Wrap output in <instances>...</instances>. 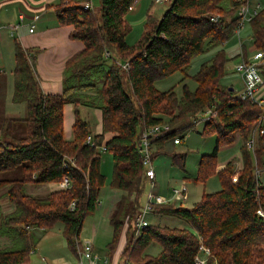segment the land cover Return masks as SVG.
Masks as SVG:
<instances>
[{
  "label": "trees",
  "instance_id": "1",
  "mask_svg": "<svg viewBox=\"0 0 264 264\" xmlns=\"http://www.w3.org/2000/svg\"><path fill=\"white\" fill-rule=\"evenodd\" d=\"M86 1L58 0L52 6L57 22L71 25L69 37L84 46L65 62L60 94L44 93L39 86L35 74L39 49H26L14 41L11 100L25 103L26 114L2 117L0 124V138L9 137L0 139V172L20 168V177L0 178V191L4 190L0 199L13 205L4 213L0 204V237L9 241L0 247V264H29L41 237L35 230L45 232L58 222L67 247L78 256L84 217L95 211L105 182L100 171L102 145L113 160L110 186L126 192L109 216L113 231L108 244L112 251L127 225L124 264H196L201 246L208 250L206 264H264V218L257 214L258 209L264 211V186L258 187L255 177V169L264 168V133L256 135L253 150L246 144L258 118L264 116V107L236 97L232 86L220 82L227 61L222 45L234 35L238 0H171L160 19L147 15L131 45L126 42L131 27L125 15L134 0H98L96 8L84 10L81 5ZM249 25L254 48L264 51V5ZM211 49L213 55L189 74L191 59ZM241 49L245 55V47ZM176 71L182 74L180 83L189 78L196 86L190 89L182 83L180 95L174 86L162 91L155 87L156 81ZM65 103L74 105L71 140L63 137ZM80 105L101 109V133L91 134ZM208 107L216 118L204 123L202 133L213 134L215 144L211 153L201 156L196 175L186 179L204 182L216 173L221 188L203 192L191 207L154 206L155 211L187 222L189 229L148 225L135 237L133 221L145 184L141 133L168 124L169 130L153 142L154 158L165 151L167 141L177 134L183 137L194 126L196 114ZM19 127L22 133L15 134ZM107 132L113 135L104 141ZM236 134L241 140V169L234 170L232 158L216 170L219 147L233 143ZM88 135L93 136V145L86 143ZM184 159V154L172 153L173 163L182 170ZM64 177L70 186L45 196L25 190L27 184L58 183ZM151 243L161 247L155 256L144 253Z\"/></svg>",
  "mask_w": 264,
  "mask_h": 264
},
{
  "label": "crops",
  "instance_id": "2",
  "mask_svg": "<svg viewBox=\"0 0 264 264\" xmlns=\"http://www.w3.org/2000/svg\"><path fill=\"white\" fill-rule=\"evenodd\" d=\"M57 2L58 0H0V85H2L0 86V100H1L0 104L1 102H3L2 110H3V114L5 117L23 118L26 114L25 103L24 104L13 103L11 100L12 93H13L12 71L15 65V62H14V41L15 40L18 41L21 44V46L26 49H30V48L39 49V52L37 53L36 58H35V74L38 79L41 90L44 93H49V94H60L62 92L63 69L65 67V62L67 61V59H69L71 56H73L74 54L82 50L84 47L81 41L76 40V39H71L69 37V34L72 30L71 25H60L57 22V14L55 12V9L52 7ZM158 4H164V7H162L161 9L160 5ZM168 6H169V3H156L154 5L153 0L151 1L150 0H134L128 12L125 15V19L131 25L132 29L134 27H140L142 31L143 24L147 18V15L150 14L155 19L158 20L160 19L162 14L165 12V10L168 8ZM20 15L24 16L22 20H20ZM14 23H18V28L15 31H13L10 28V25ZM31 24H34V27H33V30L30 32L29 28ZM136 38L137 36L135 37V39ZM135 39L131 40L130 41L131 43L129 44H132L135 41ZM239 44H240V47L243 46L241 45L242 44L241 38L239 40ZM240 52H241V48L240 49L231 48L230 50H225L227 60L236 58L240 54ZM226 62L224 65L225 71H226ZM165 79L166 78L156 81L154 83L155 87L158 89V85L164 86L166 84L164 82ZM223 80L224 78L221 79V82L224 85L232 86L233 88V85L230 84L231 82L225 83V81ZM240 83L242 85V82ZM78 108H79L81 117L86 122H88L91 134L94 135V134L101 133L102 131L101 109L92 108V107L83 106V105L78 106ZM73 123H74V105L72 103H65L63 105V137L66 140H71L72 138ZM112 135L113 134L110 132L105 133L104 141L108 140ZM238 139L240 140V137L237 134L235 135V140L238 141ZM104 153L110 155L111 157V154L109 152L104 150ZM99 156H100V162H101V153H99ZM232 158L236 159V166L241 168L242 161H241V156L239 152L238 158L233 157V155L228 157L226 161L221 162L217 165V169L218 170L222 169L227 163V161L231 160ZM112 163H113V160H112ZM100 171L104 175L102 170ZM194 176H195L194 174L190 175L186 171L185 172L183 171V179H185V181L183 182V185L186 187V199L182 202L176 199L173 202H171L173 205L185 206L186 202L190 200L192 194L188 190L186 182H189V181H187L188 179L186 178H193ZM146 181L147 180L145 179V182ZM191 184L195 185L194 182H191ZM28 185H31V184H28ZM32 185L37 187V188H31L33 192L37 190L38 193H32V195L37 194L36 196H45L50 191L62 188L60 185V182L48 183V184H42V185H34V184ZM118 191H119V194L116 198L113 199L111 207L107 214L108 216L106 217L107 220L109 219V216L115 206L116 201L121 195L125 193L122 190H118ZM3 192L4 190L1 191L0 193H3ZM203 192L204 191H201L199 197L193 200L192 202L193 204L200 199ZM212 192H215V191H212ZM207 193H210V192H207ZM1 200H2L1 206L2 208H4L3 211L10 212L13 209L12 203H10L5 197L1 198ZM98 205H100L99 201H98ZM150 213H153L155 215L154 217L158 220L160 219L162 220L165 217H169L170 219H172L170 221L175 222L177 221L175 219L178 218L170 214H165L162 212L158 213V211H155L154 209ZM148 223L149 225L151 224L150 222ZM155 224H160V222H157ZM165 226H169V224ZM57 227L62 229L63 227L62 223L58 222L54 225L52 229L47 230L45 232H41V230H39L37 231V233L40 232L41 234L40 239H41L42 237L48 234H51V231ZM126 228H127V225L124 226L115 248L112 251H108V254H107L108 258L107 257L104 258L103 260L104 263L124 264L126 262V258H124V256L122 255L124 246L126 244V237H127ZM177 228H188L189 229L190 226L187 227V224H186V226L184 227H177ZM112 231H113L112 226L109 224L108 228L107 229L105 228V231H104L103 237L105 238V240H107V241H104V244L109 242V240L111 239ZM98 237H99V234L96 230V236L92 238L93 241H95V239H97ZM79 240H80V236H79ZM64 243H66L65 239H64ZM49 247L52 248L54 246H49ZM93 250H94V246H93ZM160 250H161V247L157 243H151L145 249L144 253L151 255V256H155L160 252ZM97 260H100L99 256H98V259H96L95 261ZM44 261L49 262L50 264H71L70 262L69 263L67 262V259L65 257L60 256V255L52 258L53 263L43 258L41 262L43 263ZM86 261H87V264H91V262H93V260L92 261L86 260Z\"/></svg>",
  "mask_w": 264,
  "mask_h": 264
},
{
  "label": "rangeland",
  "instance_id": "3",
  "mask_svg": "<svg viewBox=\"0 0 264 264\" xmlns=\"http://www.w3.org/2000/svg\"><path fill=\"white\" fill-rule=\"evenodd\" d=\"M151 1V0H150ZM94 7L98 5V0H93ZM261 5H264V0H260ZM154 5L156 4L153 0ZM160 5V8L164 7V4H158ZM131 27V25H130ZM141 33L140 27H134L133 29L129 31L127 34V43H131L130 41L135 39V41L139 38ZM240 38L242 39V44L245 47L246 54L244 55L243 50L241 49V52L243 53L246 58H250L255 50L254 48V40L251 35V28L249 23H246L239 31V33H235L228 41L224 42L225 44L222 45L223 50H230L231 48H241L239 44ZM134 41V42H135ZM133 42V43H134ZM131 45V44H130ZM215 49L208 50L204 53H201L191 59L190 65H189V74H194L198 69L200 64L210 58ZM107 57V56H106ZM242 59V55H238L236 58L228 59L226 62V71L222 78H224L223 81L225 83H230L233 85L234 92H238L241 89V81L239 74L234 72L233 66ZM7 73V72H6ZM182 77V74L179 71L174 72L170 76H168L164 82L166 83L164 86H159L158 89L166 90L171 86H174V89L178 95L181 94V85L182 83H187L190 89H193L196 84L192 79L186 78L183 80L182 83H180V79ZM221 82V81H220ZM221 84H223L221 82ZM224 85V84H223ZM2 86V85H0ZM1 101V100H0ZM2 103L0 104V124L2 117H5L2 110ZM24 104V103H22ZM26 107V106H25ZM168 117H165V120H167ZM20 124V123H19ZM18 124V126H19ZM203 125L204 123H198L192 128L188 129L183 133V137L181 138V141L179 144H173V139H170L167 141L164 145L163 152L157 154L152 161L153 170L155 173V186L153 188V191L156 192L159 195L166 196V198L171 197L173 193V189L180 188L183 185V182L185 179H183V171L187 172L188 174H194L197 173V167L198 162L203 154H209L215 144V136L213 134H204L203 131ZM21 126V125H20ZM22 133L21 127H19L18 131L15 132V134ZM253 134V132H252ZM237 135V134H236ZM254 135V134H253ZM179 136L178 134L175 136ZM256 136V135H255ZM2 140L9 139V137L3 136L0 138ZM240 145L241 140L238 139V141L235 140L232 144L222 145L219 147V150L217 152L216 160L217 165L221 162L226 161L228 157L232 156L238 158L239 152H240ZM155 151V150H154ZM101 153V162H100V170L105 175V182L103 186L100 188L99 195H98V201L100 202V205H97L95 211L93 214L87 215L84 217L83 225L80 231V240L88 239L92 242L94 246V252L100 257V260H93L91 264H108L104 263V258H108V244L111 241L104 244L105 238L103 237L105 228L107 229L109 226V219L107 220L106 217L109 209L111 207L112 201L114 198H116L119 194V191L115 188H112L110 186V182L112 179V172H113V163H112V157L110 155L104 153L103 150L100 151ZM172 153H180L185 155L184 159V170L181 169V167L173 163L172 161ZM233 167L234 170L239 171L241 168L236 166V159L233 161ZM216 170H218L216 168ZM3 177H20V168L13 171L12 173L8 172H0V178ZM190 182V180H187ZM186 182L189 192L192 194L190 200L186 202L184 207H191L192 202L194 199H197L201 193V191L204 192H212L216 191L221 188L220 180L218 175L215 173L211 176H209L204 182H197L195 185L191 184V182ZM31 188H37L36 186L26 185L25 190L29 194L32 193H38L37 190L35 192L32 191ZM151 186L150 182L146 181L144 184L143 193L140 197V205H143L146 201V195L150 191ZM1 192V191H0ZM0 193V197H1ZM126 194V192L124 193ZM35 194L34 196H36ZM39 195V194H38ZM0 199V204H1ZM2 208V206H1ZM4 210V208H2ZM5 213V211H2ZM161 213V212H158ZM164 213V212H162ZM166 214V213H165ZM155 215L153 213L147 214V220L150 222V225H157L159 227H169L173 228L176 227H184L187 224V227L189 226L187 222L182 221L178 218H176L175 222L170 221L169 217H165L162 220H158L154 217ZM157 222H160V224H155ZM162 222V224H161ZM165 223V225H164ZM60 227V226H59ZM55 228L51 231V234H48L40 239V241L37 243L35 248L31 251L29 256V264H41V260L44 258L47 261L52 262V258L56 256H63L67 259V262L71 264H80L79 263V256L73 254L66 243H64V237L62 234L61 228ZM96 230L99 234V237L93 241V237L96 236ZM36 232L39 230H35ZM132 231V228L131 230ZM40 232L36 233L38 236ZM91 238V239H90ZM104 238V239H102ZM112 238V237H111ZM102 239V240H101ZM7 237H0V247H3L8 244ZM54 246V247H49ZM81 245L78 246V250H80ZM43 257V258H42ZM83 264H87L86 259H84ZM53 263V262H52Z\"/></svg>",
  "mask_w": 264,
  "mask_h": 264
},
{
  "label": "built area",
  "instance_id": "4",
  "mask_svg": "<svg viewBox=\"0 0 264 264\" xmlns=\"http://www.w3.org/2000/svg\"><path fill=\"white\" fill-rule=\"evenodd\" d=\"M155 3H170L171 0H154ZM260 0H238V4L235 9V15L238 18L237 25L235 27L234 33H239L240 29L251 21V19L259 12L262 8ZM84 10H92L94 7L93 0H87L81 5ZM131 7V6H130ZM129 7V8H130ZM23 15H20V20L23 19ZM216 20L217 17H212ZM34 24H31L29 31L33 30ZM10 28L15 31L18 28V23L10 25ZM103 55L108 56V52L105 51ZM242 59L238 61L234 66V72L239 74L242 85L241 89L235 93V96L240 99H246L250 102L264 107V51L255 50L254 54L250 58H246L242 52ZM123 67L128 68L127 63L122 64ZM210 118H216V114L212 112V108H205L200 111L193 118L194 126L198 123H205ZM169 130L167 123H161L153 125L150 128L144 130L140 135V154L142 157V164L144 166L145 179L150 182L151 189L146 195V201L143 205H140L135 217H134V236L138 237L142 230L149 225L147 220V214L151 212L155 205L168 204L178 199L180 202L186 199V187L182 185L180 188L173 189L171 197L166 198V196L159 195L153 191L155 186V173L153 170V157L152 154L155 150L154 140L163 134L165 131ZM264 133V116H260L253 128V134L247 140L246 144L250 150H253L255 146V135H262ZM180 136L173 138V143L177 144L181 141ZM86 143L89 145L94 144L93 136L88 135L86 138ZM100 150H105L104 145L99 147ZM237 171V170H236ZM255 177L257 180V186H264V168L260 170L255 169ZM237 180V174L232 176V181ZM62 188H67L70 186V181L67 177H64L60 182ZM172 204V203H171ZM73 206L71 202L70 207ZM257 214L264 218V211L261 209L257 210ZM81 248L78 250L79 263L82 264V260H96L98 255L93 250V244L90 240L84 239L80 241ZM208 255V250L204 247H200L199 253L195 256L196 264H206V258ZM42 264H50L44 261Z\"/></svg>",
  "mask_w": 264,
  "mask_h": 264
},
{
  "label": "water",
  "instance_id": "5",
  "mask_svg": "<svg viewBox=\"0 0 264 264\" xmlns=\"http://www.w3.org/2000/svg\"><path fill=\"white\" fill-rule=\"evenodd\" d=\"M230 89H232V87H230Z\"/></svg>",
  "mask_w": 264,
  "mask_h": 264
}]
</instances>
